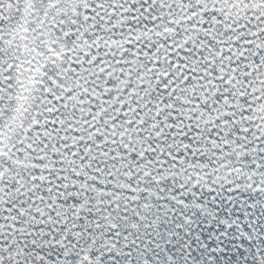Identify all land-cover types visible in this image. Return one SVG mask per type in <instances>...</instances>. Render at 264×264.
I'll return each mask as SVG.
<instances>
[{"label": "snow or ice", "instance_id": "obj_1", "mask_svg": "<svg viewBox=\"0 0 264 264\" xmlns=\"http://www.w3.org/2000/svg\"><path fill=\"white\" fill-rule=\"evenodd\" d=\"M259 243L264 0H0V264Z\"/></svg>", "mask_w": 264, "mask_h": 264}, {"label": "water", "instance_id": "obj_2", "mask_svg": "<svg viewBox=\"0 0 264 264\" xmlns=\"http://www.w3.org/2000/svg\"><path fill=\"white\" fill-rule=\"evenodd\" d=\"M224 264H229V261H224ZM235 264H264V243L246 246L244 253H236Z\"/></svg>", "mask_w": 264, "mask_h": 264}]
</instances>
